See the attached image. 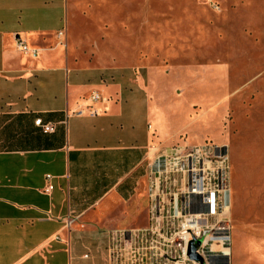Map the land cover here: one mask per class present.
<instances>
[{"label":"crops","instance_id":"1","mask_svg":"<svg viewBox=\"0 0 264 264\" xmlns=\"http://www.w3.org/2000/svg\"><path fill=\"white\" fill-rule=\"evenodd\" d=\"M76 5L0 0V264H111L110 233L148 225V165L165 144L150 93L125 56L82 52ZM141 198L146 223L126 228L115 216Z\"/></svg>","mask_w":264,"mask_h":264},{"label":"rangeland","instance_id":"2","mask_svg":"<svg viewBox=\"0 0 264 264\" xmlns=\"http://www.w3.org/2000/svg\"><path fill=\"white\" fill-rule=\"evenodd\" d=\"M75 2L82 52L125 56L142 76L159 150L228 147L231 264H264V0ZM147 208L115 219L144 226Z\"/></svg>","mask_w":264,"mask_h":264},{"label":"built area","instance_id":"3","mask_svg":"<svg viewBox=\"0 0 264 264\" xmlns=\"http://www.w3.org/2000/svg\"><path fill=\"white\" fill-rule=\"evenodd\" d=\"M16 43L20 53L32 59L40 56L24 41L17 39ZM91 99L102 102L98 94ZM35 125L43 134L55 131L41 119ZM52 190L48 185L44 193ZM148 199L146 227L110 233L111 264H231L232 189L227 146L182 144L158 150L148 165ZM73 222L68 219L67 227Z\"/></svg>","mask_w":264,"mask_h":264}]
</instances>
